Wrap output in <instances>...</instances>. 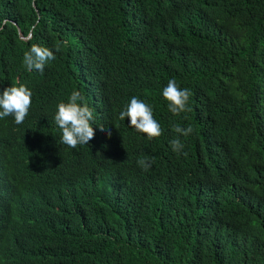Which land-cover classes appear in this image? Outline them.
Wrapping results in <instances>:
<instances>
[{"label":"trees","instance_id":"1","mask_svg":"<svg viewBox=\"0 0 264 264\" xmlns=\"http://www.w3.org/2000/svg\"><path fill=\"white\" fill-rule=\"evenodd\" d=\"M11 20L23 34L33 26L30 42L48 44L60 60L68 53L72 62L94 61L102 51L112 55L111 82L103 90L105 100L116 104V115L102 113L97 127L105 131L99 133L106 139L109 130L112 137L136 138L153 154L156 178L163 173L192 177L193 164L210 162L208 127L226 138L241 129L248 138L230 164L255 193L226 205L207 193L197 204L181 205L182 194L171 191L173 182L165 187L161 180L130 197L139 188L134 166L107 172L122 156L116 150L100 148L98 139L78 149L49 142L48 159L64 167L61 219L88 223L79 233L60 229V236L78 242L84 254L76 259L72 250L67 264H264V0H0V57L31 84L36 74L24 68L27 46ZM90 44L96 46L82 51ZM169 79L190 90V111L178 116L168 111L162 93ZM143 92L154 113L166 116L162 135L153 140L119 119L129 98ZM54 110L51 104L36 109L32 103L24 122L37 130L50 127ZM174 125L191 126L193 132L184 137ZM177 136L188 143L187 159L171 147ZM90 152L98 160L94 169L87 163ZM110 190L128 194V209L118 210Z\"/></svg>","mask_w":264,"mask_h":264},{"label":"clouds","instance_id":"2","mask_svg":"<svg viewBox=\"0 0 264 264\" xmlns=\"http://www.w3.org/2000/svg\"><path fill=\"white\" fill-rule=\"evenodd\" d=\"M10 23L17 25L15 20ZM17 27L19 40L27 46L23 52L24 68L36 77L27 84V75L0 57L3 84L0 86V264H67L72 250L74 258L84 259L78 242L67 235L60 236L61 228L79 233L88 223L84 219L73 223L68 218L61 219L67 195V187L61 178L64 167L61 162L48 159L49 142L64 149H78L98 139L96 145L100 148L116 150L122 156L107 172L121 173L124 166H134L139 188L130 192V197L147 191L154 180H161L165 187L173 182L171 191L177 196L182 194L178 200L181 205L188 201L197 204L204 193L225 205L228 201H240L255 193L254 188L244 187L230 164L236 157L240 142L248 139L241 129L226 138L214 127H208L206 142L212 155L210 162L193 164L192 177L163 173L156 178L153 174L157 169L154 156L136 138L112 137L109 130L110 137L106 139L99 133L100 130L105 131V127H97L102 113H108L110 117L116 115V104L105 100L103 90L110 81L108 74L113 65L112 55L102 51L94 61L84 62L78 58L72 62L73 55L68 53L60 60L48 44L30 42L33 26L26 34ZM94 46L96 44L86 45L82 51ZM69 69L76 72L68 77ZM53 74H56L54 79L51 78ZM163 81L165 79L160 82ZM178 85L174 79H169L162 93L168 111L177 116L191 110L188 107L190 90ZM155 92L158 97V92ZM146 94L132 95L125 110L121 108L119 119L137 134L153 140L162 135L166 116L154 113ZM32 103L36 109L54 105L50 127L37 130L30 126V121L24 122ZM4 118L21 125H11ZM173 131L187 137L193 129L191 126L185 129L174 125ZM170 144L178 155L183 153L188 158L190 151L183 152L188 143H182L177 136ZM141 151L147 154L140 156ZM97 162L90 152L88 166L94 169ZM156 189L163 190L164 187L156 186ZM111 193L118 210L128 209L130 197L125 198L128 194Z\"/></svg>","mask_w":264,"mask_h":264}]
</instances>
